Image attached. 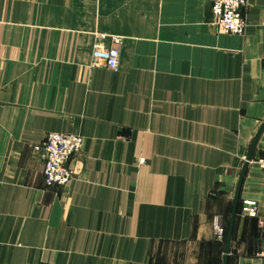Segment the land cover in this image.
Segmentation results:
<instances>
[{"label":"crops","instance_id":"1","mask_svg":"<svg viewBox=\"0 0 264 264\" xmlns=\"http://www.w3.org/2000/svg\"><path fill=\"white\" fill-rule=\"evenodd\" d=\"M245 17L238 36L211 0H0V264L225 263L264 124V0ZM101 35L116 72L92 67ZM50 133L84 139L64 188L35 151ZM262 258L264 132L227 264Z\"/></svg>","mask_w":264,"mask_h":264},{"label":"built area","instance_id":"2","mask_svg":"<svg viewBox=\"0 0 264 264\" xmlns=\"http://www.w3.org/2000/svg\"><path fill=\"white\" fill-rule=\"evenodd\" d=\"M250 0H211V8L215 17V25L224 34L243 36L247 28L245 13ZM123 40L118 36L110 38L101 35L92 54V67L105 66L112 71H118L120 62V46ZM84 139L80 135L50 133L42 146H36L35 151L42 152L45 160L43 175L48 188L67 187L75 177L70 162L76 158L82 148ZM242 211L249 217H257V204L245 201ZM214 235L224 239V230L219 220L215 222ZM264 264V259L259 260Z\"/></svg>","mask_w":264,"mask_h":264},{"label":"water","instance_id":"3","mask_svg":"<svg viewBox=\"0 0 264 264\" xmlns=\"http://www.w3.org/2000/svg\"><path fill=\"white\" fill-rule=\"evenodd\" d=\"M263 132H264V124L261 127L258 135L256 136V138H255V140H254V142L252 144L250 153H249V155L247 157L246 163H245V165L243 167V170H242V173H241V176H240V180H239V183H238V187H237V191H236V195H235V199H234V204H233V211H232V216H231L230 227H229V231H228V235H227V244H226L225 263L224 264L228 263V255H229L230 246H231L233 227H234L235 217H236V214H237V209H238V204H239V200H240V194H241V189H242V185H243V182H244V178H245V175L247 173L249 164L252 161V157H253L255 148H256V146H257V144H258Z\"/></svg>","mask_w":264,"mask_h":264}]
</instances>
